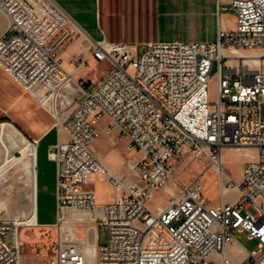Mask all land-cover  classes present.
<instances>
[{"label":"built area","instance_id":"2783aa9c","mask_svg":"<svg viewBox=\"0 0 264 264\" xmlns=\"http://www.w3.org/2000/svg\"><path fill=\"white\" fill-rule=\"evenodd\" d=\"M225 10L236 15V28L220 31L213 42H152L139 58L128 43L102 40L74 62L71 73L53 41L70 22L61 6L54 0H0L9 21L0 38V68L43 106L62 90L77 99L56 124L68 141L59 138L47 150L56 165L57 245L45 264H87L91 233L94 264H213L216 253L220 264H230L226 249L236 241L235 231L259 244L242 264H264V70L245 64L229 69L224 54L264 49V0H232ZM91 60L108 61L112 70L85 86L74 77ZM71 83L74 91L67 88ZM103 132L116 133L138 154L129 164L138 173L136 182L127 183L96 154L93 145ZM29 145L37 147V141ZM229 149L254 152L240 181L223 164ZM185 160L206 161L217 173L218 205L207 202L203 175L180 181ZM92 176L112 186V202L98 205ZM233 189L240 199L229 203ZM160 190L171 200L154 210L149 202ZM32 216L0 220V264H27L21 229L41 226L29 221ZM101 228L109 232L102 246Z\"/></svg>","mask_w":264,"mask_h":264},{"label":"rangeland","instance_id":"374dc122","mask_svg":"<svg viewBox=\"0 0 264 264\" xmlns=\"http://www.w3.org/2000/svg\"><path fill=\"white\" fill-rule=\"evenodd\" d=\"M73 27L68 23L60 34L71 31ZM144 28L139 29L146 32ZM147 34V33H146ZM145 33H133L132 37L126 40V43L135 45L139 38H145ZM137 57H142L147 50L146 45H140L133 48ZM83 53V52H82ZM225 57H228L226 51ZM233 58L228 60V68L236 70L243 68V64L253 70H264V49L246 51L241 50L236 54L231 55ZM239 56H247L249 59H241ZM77 58V57H76ZM254 59V60H252ZM77 60L74 59V62ZM112 70V65L108 61L96 62L91 61L88 66L75 74L74 80L80 81L81 84L88 86L96 84L105 78ZM218 71L215 64L213 73ZM225 75V71H223ZM234 76H230L232 80ZM73 88H76L71 83ZM210 100L212 102L217 99V76H213L210 87ZM67 93L63 90L58 94L55 93L54 98L46 105L40 104L36 99L32 98L27 93L23 92L0 68V126L5 124L4 131L12 134L15 139V151L9 153L8 144L5 139H1L0 143V214L10 215L20 211L25 213L23 206L25 199L32 200V187L29 170L25 161L21 159L20 148L24 143H28L31 139H37L50 128H56L58 121L63 123L70 112L75 107L76 98L65 97ZM70 100V101H68ZM70 102V103H68ZM100 138H105L107 141L108 154L105 162L108 166L114 167V171L123 178L127 183L131 184L138 180L137 171H131L129 164H135L138 159L136 152H131L128 149V143L114 134L103 132ZM99 138V139H100ZM251 152L249 150H226L223 154V164L227 173L235 180L240 181L241 174L245 164L250 160ZM41 167L39 189H38V209L41 222H52L56 220V195L52 184L51 171L46 165L43 157V148L41 147ZM12 155V157L10 156ZM9 156L11 157L8 161ZM101 158V157H100ZM102 159V158H101ZM103 160V159H102ZM123 161V162H122ZM122 162V165H121ZM50 166V165H49ZM56 166V165H55ZM26 168V169H25ZM202 176V184L205 187L204 196L207 202L216 206L220 203V188L218 184V175L209 168V164L203 160H185L179 169V179L183 184H187L193 178ZM171 186V184H170ZM97 188V185H95ZM227 202L235 203L240 199V192L233 189L227 195ZM171 200L170 195H166L164 190H160L154 199L149 202V206L157 210L165 208ZM78 235L84 237L85 231L78 230ZM235 239L240 242L249 252L259 250L257 240H250L247 233H233ZM109 239L107 229L99 230V245H106ZM21 241L23 245L24 262L27 264H45V262L54 256V250L57 245V231L53 226L22 228ZM86 260L87 264H94L95 247L94 236L90 234L88 244L86 245ZM237 259V257H235ZM213 264H220L218 254H214L211 258ZM234 264V259L231 261Z\"/></svg>","mask_w":264,"mask_h":264},{"label":"crops","instance_id":"0c3cea01","mask_svg":"<svg viewBox=\"0 0 264 264\" xmlns=\"http://www.w3.org/2000/svg\"><path fill=\"white\" fill-rule=\"evenodd\" d=\"M54 1L68 14L69 24L73 27L70 32L67 31L64 34H60L61 30L53 39L64 67L71 73L75 69L74 59L78 61L87 58L94 42L105 40L109 43H126V40L130 39L133 33H138L139 35L141 33L147 34L145 38H139L135 45L130 44L132 50L140 45L148 46L152 42H213L217 39L220 31L234 30L237 23L236 15L231 11L225 10L229 8L232 0ZM8 27V18L0 11V38L6 33ZM146 27H151L152 31L150 29H146V32L141 31ZM59 138L65 142L69 139L65 132L61 131L58 133L57 128H50L37 139H31L37 141L36 156L35 150L31 146H27L20 151L21 159L25 161L29 169L33 192L32 208L35 205V219L44 227L52 226L56 220L52 222L40 221L37 199L41 147L43 148V157L46 165L51 171L52 184L56 195V166L54 162L49 160L47 150ZM106 146L107 141L105 138L98 139L93 145L96 154L104 162L109 151L107 149L108 146ZM31 148H33V155L24 157L25 151ZM9 161L10 158L7 162ZM109 167L114 171V167ZM95 185H97V188H95ZM91 188L96 191L99 206L113 201L115 191L102 177L92 176ZM249 253L237 240L230 243L226 249V256L230 264L233 259L234 264H242L248 258Z\"/></svg>","mask_w":264,"mask_h":264},{"label":"water","instance_id":"95a60500","mask_svg":"<svg viewBox=\"0 0 264 264\" xmlns=\"http://www.w3.org/2000/svg\"><path fill=\"white\" fill-rule=\"evenodd\" d=\"M3 131V134L1 135V132ZM1 139H5L7 141V144H8V149H9V153H12L13 151H15V139L14 137H12V134H8V132L6 133V131H4V128L0 126V143H1ZM26 145H28V143H24ZM22 146L20 148V150L24 147ZM12 157V155H10ZM9 156V157H10ZM10 157V158H11ZM26 169V168H25ZM26 172H27V169H26ZM23 209H24V214L21 213L20 211L18 212H14L10 215H2L0 214V220H11V219H24V218H30L32 216V200L26 198L25 199V205L23 206Z\"/></svg>","mask_w":264,"mask_h":264},{"label":"bare ground","instance_id":"6f19581e","mask_svg":"<svg viewBox=\"0 0 264 264\" xmlns=\"http://www.w3.org/2000/svg\"><path fill=\"white\" fill-rule=\"evenodd\" d=\"M229 54V53H228ZM228 58H229V60H231L233 57L231 56V54H229L228 55ZM239 58H241V59H243L244 58V60L245 59H249V57H247V56H239ZM252 60H254V59H252ZM67 88L70 90V91H74V88L70 85H68L67 86ZM5 126V124H3V125H1V127H4ZM3 134V131L1 132V135ZM27 146H31V147H33L34 148V150H35V156H36V151H37V147H35V146H33V145H26V146H24L23 148H25V147H27ZM22 148V149H23ZM33 148H31L30 150H27V151H25V153L23 154V156L24 157H27V156H31V155H33ZM21 149V150H22ZM10 158V157H9ZM11 159V158H10ZM27 170H29L28 168H27ZM29 172V171H28ZM32 218L29 220V221H32V222H35V205H34V207H33V210H32Z\"/></svg>","mask_w":264,"mask_h":264}]
</instances>
